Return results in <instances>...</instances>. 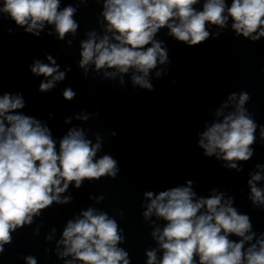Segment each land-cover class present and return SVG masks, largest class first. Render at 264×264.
Returning a JSON list of instances; mask_svg holds the SVG:
<instances>
[{
	"label": "clouds",
	"instance_id": "9594fccd",
	"mask_svg": "<svg viewBox=\"0 0 264 264\" xmlns=\"http://www.w3.org/2000/svg\"><path fill=\"white\" fill-rule=\"evenodd\" d=\"M197 4L200 0H104L105 32L111 33V37L105 34L97 39L95 31L89 32L88 39L81 42L79 67L87 71V66L94 64L97 71L114 69L112 73L105 72L113 76L132 69L142 74L132 76L133 84L151 91L146 77L157 64L168 61L167 49L155 39L160 29H168L169 36L190 47L209 39L208 25L223 29L229 19L238 37L253 42L264 37V0H231L230 4L226 0H203L200 10L194 7ZM76 11L71 5L61 10L60 0H2L0 6V12L25 32L39 36L45 24L54 25L60 40L66 34L75 35L79 27L73 19ZM47 60L49 64L36 61L31 67L34 75L46 79L39 85L40 92L50 91L70 70L59 71L51 55ZM75 96L71 88L63 92L66 100ZM249 99L247 92L239 93L238 100L237 94L232 93L228 100L235 102V111L208 127L198 142L206 157L215 156L237 172L242 170L237 162H246L253 156L251 146L257 139L258 124L245 108ZM25 106L21 94L4 93L0 97V255L4 246L11 244L12 233L18 228L30 225L34 216L53 203H69L71 197L62 198V194L73 182L79 189L85 180L115 178L118 171L117 161L110 155L96 158L101 145H93L82 130H69L57 149L47 126L18 111ZM227 106L223 105L216 115L220 116ZM69 122L70 118L65 121ZM259 128V137L264 140V126ZM261 179L257 172L247 181L254 205H264V189L257 187ZM192 184L188 180L187 186L173 187L157 195L145 193L150 203L143 218L148 220L155 215L165 222L163 229L156 228L151 233L162 256L158 260L157 250H148L146 264H264V234L245 249V243L256 234L249 216L233 207L234 198L224 199V193L217 194L213 189L214 194L208 198L194 199ZM122 231L107 213L89 208L67 222L58 242L64 251L58 255L72 257L65 264H130L129 253L118 247L124 242ZM230 236L240 239L235 241ZM27 264L37 262L29 256Z\"/></svg>",
	"mask_w": 264,
	"mask_h": 264
}]
</instances>
